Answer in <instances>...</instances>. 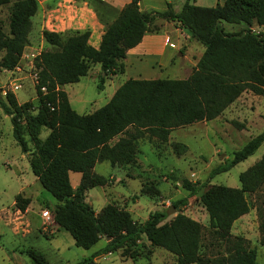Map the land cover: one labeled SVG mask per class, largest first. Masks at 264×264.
Instances as JSON below:
<instances>
[{"label": "trees", "instance_id": "obj_1", "mask_svg": "<svg viewBox=\"0 0 264 264\" xmlns=\"http://www.w3.org/2000/svg\"><path fill=\"white\" fill-rule=\"evenodd\" d=\"M8 1L0 0V4ZM138 2L129 0L105 24L97 47L88 43V30L40 31L50 48L33 58L36 113L29 114L33 104L17 103L11 92L0 97L12 138L26 154L40 186L56 201L52 222L68 232L76 247L88 249L101 237L107 238L102 247L73 264H93L96 256L117 250L122 256L134 258L144 243L141 237L149 248L172 254L176 264H256L255 248L249 247L242 236L232 235L230 228L234 220L249 211L246 196L264 184V154L239 172L237 187L210 184L198 195L207 216V245L201 241V224L181 210L187 197L195 195L203 184L182 178L180 186L187 195L170 203L175 213L168 219L165 209H160L137 222L114 203H106L95 212L84 200L89 188L107 182L92 170L95 162L129 166L135 162L137 139L144 134L159 143L166 142L173 128L214 119L242 92L264 93V0H223L213 6L183 0L177 11L171 10L169 3L163 11H142ZM36 5V0L12 2L7 32L0 27V72L17 65ZM155 16L175 22L202 45L201 55L187 77L127 78L105 104L90 113H76L60 86L78 81L93 64L99 66L97 88H101L103 78L122 73L126 51L144 32L153 29ZM222 23L246 26L225 31ZM252 25L260 30L253 31ZM41 86L44 93L39 90ZM230 123L242 128L235 120ZM40 128L47 130L43 138L39 137ZM263 140L264 129L234 150L229 159L211 168L207 177L244 160ZM170 146L176 155L185 148L179 142ZM68 172L80 175L74 188ZM145 190L157 193L151 187ZM28 202L17 193L13 207L22 212ZM24 253L30 264H48L35 249L27 248Z\"/></svg>", "mask_w": 264, "mask_h": 264}, {"label": "rangeland", "instance_id": "obj_2", "mask_svg": "<svg viewBox=\"0 0 264 264\" xmlns=\"http://www.w3.org/2000/svg\"><path fill=\"white\" fill-rule=\"evenodd\" d=\"M14 0L0 4V27L7 32L8 18ZM167 0H140V7L144 11H161L165 9ZM173 9H179L183 0H170ZM221 0H200L202 6H211ZM103 4V5H102ZM100 12L109 10L104 3L95 4ZM171 9V8H170ZM172 10V9H171ZM164 18L155 16L151 21L152 28L159 27ZM169 21V20H166ZM172 22V21H171ZM173 24L177 25L175 22ZM225 31H237L244 28V23H222ZM253 31L260 27L250 26ZM42 30V29H41ZM36 21L31 24L28 32V41L23 47L17 68L2 70L0 72V97L5 92H11L16 102H31L33 105L29 114L37 111L36 94L33 88V58L39 52L49 49L40 33ZM99 66L93 65L88 74L81 76L78 81L64 85L69 94L70 107L79 114L90 113L105 104L112 91V86L120 84L125 74H116L114 77H105L101 88L99 83ZM102 76V73H100ZM164 75H162L163 77ZM171 77V75L169 76ZM18 83V89L11 91V85ZM235 106L221 113L219 117L193 122L183 128H176L170 133L172 139L164 144H158L155 139L140 138V163L129 166H119L132 177L137 173L136 179L124 178V173L118 167L110 166L105 161L95 162L93 171L103 175L107 182L106 187L94 186L85 193V202L96 211L106 203H114L128 212L131 218L142 222L149 212L157 209H167L170 203L187 195V190L180 186V180L185 178L195 184H203L199 191L187 197L186 203L181 207L184 214L195 218L202 226V244H208L207 216L198 201V195L210 184L237 187L238 174L264 154V140L256 150L244 160L234 164L225 171L218 172L211 177L208 172L211 168L229 159L234 150L239 149L250 137L264 129V93L254 95L249 91L242 92ZM235 120L242 124V128L230 123ZM39 136L43 137L47 130L40 128ZM152 140V141H150ZM172 142H179L185 146L180 154H175L170 146ZM30 145V144H29ZM31 173L25 154L19 149L11 135V125L8 115L0 108V214L5 216L12 210L15 194L30 199L26 219L29 222L28 232L21 234L14 232L11 225L5 224L0 217V264H30L24 253L27 248L39 251L48 264H72L83 257H87L103 246L104 240L99 239L88 249L76 247L71 236L64 229L49 237L52 223V210L55 199L44 190ZM77 172L69 173V181L73 183L78 179ZM118 180L115 181V177ZM151 187L157 190L152 194L145 190ZM250 209L241 218L237 219L230 228L232 235H240L249 247L255 248V263L264 264V184L254 193L246 196ZM107 199V200H106ZM46 209L49 219L46 224L40 225V211ZM125 209V210H126ZM175 212L168 214L171 217ZM42 226H46L44 230ZM141 237V241H143ZM138 244H140V242ZM139 246V253L134 258L122 256L117 250L112 253L95 258L93 264H176L174 257L161 248H149L143 241ZM148 248L150 251H147ZM209 249H206V252ZM97 257V256H96Z\"/></svg>", "mask_w": 264, "mask_h": 264}, {"label": "crops", "instance_id": "obj_3", "mask_svg": "<svg viewBox=\"0 0 264 264\" xmlns=\"http://www.w3.org/2000/svg\"><path fill=\"white\" fill-rule=\"evenodd\" d=\"M128 1L129 0H36L37 3L36 11L30 18L31 24H33L36 21L37 25L40 27V30L46 29L49 31H56V32H67L72 30H79V31L88 30L89 31L88 43L93 47H97L100 40V36L104 30L105 24L110 22L115 17L118 10ZM222 1L223 0L219 1L220 2L219 4H221ZM101 2L104 3V5H106L105 7L109 10V12H105L102 10L99 13L96 12L98 11V8L96 9L95 4H99ZM192 2L196 5H201L200 0H192ZM166 3L170 4V8L173 11L178 10V9H173L172 2L170 0L164 1L165 9L163 10H166ZM138 7L140 10L144 11V9L140 7V0L138 2ZM162 21L164 27H162V24L160 23L158 24L159 27L144 32L140 41L135 46L129 48L126 51L125 57L122 59V63H123L122 74L126 75L125 79L127 78L183 79L187 77V75L190 73L192 67L195 65L196 60L201 55V52L203 50L202 45L199 44L197 41H195L193 38H190L187 34H185L178 27V25L173 24V22L171 21H166V20H162ZM93 65H98V64H93ZM88 72L89 70L87 71L86 74H88ZM115 75H112V77H114ZM162 75L164 76L162 77ZM170 75L171 77H169ZM64 85L65 84L60 86V88L65 92L67 101L68 103H70L69 94L67 91L64 90ZM118 85L119 84L112 86L111 95ZM239 97L240 96H238L233 102H231L222 111V113L232 109L235 106L237 99ZM217 117H219V115ZM183 127H177V128H183ZM175 129L176 128L170 130L167 137V141H169V139H172L170 133ZM143 136H146L147 139H154V137L148 138L146 134H144ZM140 138L137 139V150L139 149ZM114 140L115 138H113L111 142H113ZM164 143L165 142L159 143L158 141H156L157 146ZM138 152L139 151L136 152L134 164L140 163V160L138 159V155H139ZM113 167L119 168V166H113ZM121 170L124 173L123 174L124 178H128V179L137 178L136 177L137 173H132L131 174L132 177H131L125 172L124 169ZM69 173L70 172H68V177H69ZM79 176L78 179L73 183L69 181L72 188H74L78 183ZM33 177H34L33 179H36L35 176ZM118 177L119 176L115 177V181L118 180ZM99 187H106V186L104 184ZM28 204L25 207L24 211L20 212L13 207V203H12L13 208L8 215H6L5 213L6 216L5 218L0 214L1 219L5 220V224L11 225L13 231L16 233L19 232L21 234H25L28 232L29 222L26 219V215L29 212ZM126 210L128 211L129 209ZM97 211L98 210H96L95 212ZM185 215L190 217L189 214H185ZM243 215H241L237 219L241 218ZM40 219L42 221L40 222V225H42L43 220L41 218V215H40ZM192 219L195 220V218ZM236 220H234V222ZM46 223L47 222L43 224ZM45 228L46 226L41 227L42 230H44ZM59 229L62 228L57 227L52 222L49 230V235L47 236L52 237L53 234L59 231ZM100 239H103L104 242L107 240V238L104 237H101ZM142 240L144 241V239ZM100 256L101 255L95 258H98ZM95 258L93 259V261L95 260Z\"/></svg>", "mask_w": 264, "mask_h": 264}, {"label": "built area", "instance_id": "obj_4", "mask_svg": "<svg viewBox=\"0 0 264 264\" xmlns=\"http://www.w3.org/2000/svg\"><path fill=\"white\" fill-rule=\"evenodd\" d=\"M33 64V63H32ZM17 66V65H16ZM14 68H17V67H15L14 66ZM10 70V69H9ZM33 79H34V83L36 82V74H35V71L33 72ZM33 83V84H34ZM18 87H19V84L18 83H13L12 85H11V91H14V90H16V89H18ZM39 90H40V92L41 93H44L45 92V89H44V87H40L39 88ZM40 215H41V218H42V220H43V223H45V222H47L48 221V219H49V214H48V212H47V210L46 209H41V211H40Z\"/></svg>", "mask_w": 264, "mask_h": 264}, {"label": "water", "instance_id": "obj_5", "mask_svg": "<svg viewBox=\"0 0 264 264\" xmlns=\"http://www.w3.org/2000/svg\"><path fill=\"white\" fill-rule=\"evenodd\" d=\"M173 211H174V209H173V207H171V206H169V208H167V209L165 210V212H166L167 215L170 214V213L173 212Z\"/></svg>", "mask_w": 264, "mask_h": 264}]
</instances>
